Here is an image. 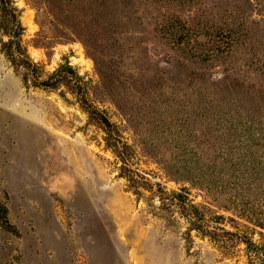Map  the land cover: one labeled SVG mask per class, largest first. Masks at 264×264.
<instances>
[{"label": "rangeland", "instance_id": "374dc122", "mask_svg": "<svg viewBox=\"0 0 264 264\" xmlns=\"http://www.w3.org/2000/svg\"><path fill=\"white\" fill-rule=\"evenodd\" d=\"M15 1L36 65L0 26V264H264V202L233 153V93L264 81L233 56L236 0Z\"/></svg>", "mask_w": 264, "mask_h": 264}, {"label": "trees", "instance_id": "16d2710c", "mask_svg": "<svg viewBox=\"0 0 264 264\" xmlns=\"http://www.w3.org/2000/svg\"><path fill=\"white\" fill-rule=\"evenodd\" d=\"M0 26L9 37L8 41L3 42L7 57L16 65L27 68L35 66L36 63L29 57L27 48L23 44L22 37L25 28L21 22L20 9L15 0H0ZM261 26L264 33V0H236V3L233 4V33L235 34L233 56L240 51L241 54H245L243 57L237 55V58L249 61L255 76L264 81V55L262 52H258L259 50L252 51V47L260 41ZM38 82L45 86L53 85L51 78L43 80L38 78ZM247 90L244 95H240L238 92L233 93V112L235 111L237 114H233V153L237 154V159H242L248 166L246 175H249V179L243 184L249 183L254 194L262 198L261 200L264 202V93L262 91L255 92L251 87H247ZM90 110L92 116L104 125L108 144L117 151L124 161L126 176L131 180L135 179L127 164L130 158L128 143L121 141L116 126L104 112L92 108ZM213 166L216 169L217 166ZM208 167L212 168L211 165ZM185 168L189 174L193 170L190 165H185ZM205 170L202 171L199 178L205 174ZM246 175L244 174V176ZM174 197L182 205V213L190 218L193 229H207L202 225V217L197 205L182 193H176ZM3 208L5 211V207ZM223 231L231 235L235 234L232 231L224 229ZM209 232L211 231L209 230ZM243 240L249 246L254 245L250 238L245 237Z\"/></svg>", "mask_w": 264, "mask_h": 264}]
</instances>
